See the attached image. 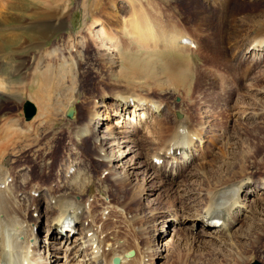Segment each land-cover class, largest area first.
<instances>
[{
  "label": "rangeland",
  "instance_id": "obj_1",
  "mask_svg": "<svg viewBox=\"0 0 264 264\" xmlns=\"http://www.w3.org/2000/svg\"><path fill=\"white\" fill-rule=\"evenodd\" d=\"M2 1L4 0H0V3ZM92 1L51 0V2H43L46 6L50 4L49 6L55 10L56 16L63 13L59 22L61 23L63 19L64 23L62 27L56 28L46 38L37 39L41 43L39 48L45 51L55 45L58 48L57 52L63 54L67 62L62 63L55 60L50 62L47 72L43 76H37L33 82L34 84L32 83L33 85L29 86L32 92L41 95L40 101H42H39L40 103L30 97L25 90L19 91L15 89L10 94H8L9 92H0V127L2 120L6 118L24 121L23 103L26 100L31 101L36 107L34 116L27 122H31L35 118L39 107L42 109V118L54 115V125L38 126L36 134L31 133L26 138L18 136V132L5 131L6 133L4 134L0 133V140L8 141L5 153L9 156L10 165L15 168V174H23L25 172L32 174L35 168L38 169L44 163L53 164V170L49 176L40 175L39 180L45 184L54 180L56 176L63 175L65 166L63 165V168L61 167L57 173L55 172V167L58 162L65 160V157L69 160L70 156H66L65 148L72 146L73 143L80 148L83 146V152H78L77 156H82L81 169L77 171L71 186L68 185V188L70 187L74 192H77L82 202L90 192L89 187L83 188L82 192H78L75 189L77 188L76 186L79 185L78 188H81L80 184L91 186L94 183L96 185L97 190L92 191L95 198L93 203L96 205L94 216L96 220L100 217L108 223L109 226L106 227L105 233L106 235L111 232L116 234L114 238H119L116 245L123 244V239L121 238L127 236L130 239V244H134V239L129 235L132 229L125 222L126 216L121 217L113 211L114 207L111 206L113 203L121 202L133 216L140 217L139 221L142 225L147 223L148 226L150 225V231L145 234L144 238L142 237L143 239L141 238L140 243L141 245L152 244L154 264L208 263L210 256L207 254L210 253L209 250H212L217 241L205 236L201 231H210L218 226H211L207 223L204 219L205 207L201 204L198 224L196 227L191 228L190 225L193 218L183 212L180 204L188 202L187 196H184V191L195 188L205 191L212 185L214 186L213 183L219 179L237 184L246 175L251 177L250 186H252L253 182H256L257 179L264 175V59L258 60L257 63L256 54L249 51V49L244 50L235 47L234 44L237 40H234L235 37L229 35L234 23L248 27L249 32L254 30V28H264V0H239L241 7H237L238 9L231 17L232 19L228 18L229 23L227 22L221 28L213 22L211 23L212 29L209 30L205 28V23L195 17L200 11L201 14H206L205 9L206 11L217 10V6L214 4H209L205 0H142L143 4L148 5L147 3H149L159 12L157 17L164 23L166 32L185 29L195 38H198V33L199 35L208 34L212 38L214 47L212 46V49H195L188 55H183L173 50L145 51L144 49H138L136 43L129 42L130 37L120 34L121 31H119L122 44L118 46L120 55L113 65L109 63L111 60L109 52L98 56L94 50L93 43L87 37L81 42L80 37L86 35L90 28L93 30L97 28L90 26L93 20L92 17L97 14L106 21L111 22L113 20L116 29L121 30L122 21L128 19L129 13L123 8L116 9V17L110 18L102 12L109 11L108 4L111 2L123 7V0H98L94 5ZM19 3L21 10L17 13L22 15V17H24V13L33 10L32 7L35 5L40 6L37 1L32 3L30 0H19ZM151 6L146 9L150 10ZM25 18L22 20H25ZM26 22L30 24L31 21ZM16 23L15 21L9 22L8 26L16 25ZM11 33H7L8 36L10 35L9 37L5 35L6 39H11ZM24 34L27 40L23 44L24 49H31L30 57H38L41 50L39 48L33 49L36 42L32 39L34 33L26 30ZM220 36L223 41L214 44L213 38L216 40ZM77 40L82 44H77ZM71 43L75 44V46L71 47ZM128 44L130 50L127 51L125 46ZM18 46L19 42L9 43L5 47V52L9 55L17 56L19 53H16L15 50ZM262 48L261 51H264V46ZM214 50L221 52V59L214 56L216 54ZM239 50L241 52L244 50V52L240 54L241 57L237 60L236 56H239ZM163 56L174 58L176 61L184 60V58L189 60V66L183 69L184 72L179 77L178 82L181 83L179 87L168 85L164 75L161 76V72L164 74V66H162ZM48 57H54V55L49 54L45 59H42L43 64L39 67L40 69H42L45 61L49 59ZM235 60L237 61L235 62ZM55 70H57V73L63 70L67 76L69 74L72 77H69L71 80H68V77H63L65 79L64 82H66L62 84V78L56 80ZM120 74H122V77ZM18 76L19 74H13V78H18ZM123 76L129 79L126 80ZM152 76H161L162 81L165 82L163 83L164 87L160 88L153 83L152 85L154 86H152L148 82L152 80ZM39 86H41V92ZM187 87L189 90L186 92ZM71 90L77 99L75 97L72 99L68 98ZM121 91L163 100L162 105L167 104L170 109H181V111L174 112L173 115L176 118H179L176 116V112H180L181 117L185 114L195 124L206 127L208 134L205 138L208 139V142L205 143V146L206 144L208 146L204 148L203 162L198 161L197 164V160L193 159L191 154L187 163L188 167L185 169L188 171L193 166L198 165L196 167L199 177L190 178V176L186 175V171L181 172L180 176L175 173L176 180H178L180 186L175 185L173 190L170 189L167 183H160L159 178L154 177L147 181L143 180L142 174L130 175V178L125 183L113 182L108 174L103 179L105 172L101 174L103 182L96 178L100 177L98 173L102 167H99L98 164L101 163V158L94 155L96 152L92 147V140L89 139V142L85 145H82L80 139L76 140V142L72 139L68 140L66 130L70 129L71 125L69 126L66 123V120H70L66 117V111L69 106L73 107L75 109L74 114H76L75 118L72 117L71 120L75 119L76 121L74 120V122L81 123L85 119L87 108L92 101L94 100L97 104L101 100L100 97H97L100 93L118 94ZM50 107H54L52 109L53 113L49 112L50 114H46ZM160 113L171 115L168 109L163 110V112L160 111ZM164 123L169 126L171 118H168ZM137 133L138 135L141 134L139 130ZM87 135L89 137L92 136L91 134ZM141 147L143 149L140 156L137 157L134 153H128L124 160L134 163L147 158L148 153L146 152L148 149L144 148V144ZM125 149L123 148L122 150ZM77 150L79 151V149ZM176 155H179V152ZM191 159L193 160L191 161ZM86 163L90 164V167H87L88 164ZM131 167H134V164ZM134 170V168H129L126 172L129 173ZM31 179L32 176L30 175L27 181L30 182ZM96 181L100 183H96ZM245 183L247 184V182ZM63 185L64 183H60L59 188L62 189ZM180 188H182V191ZM153 189H155L153 194L148 198L152 199V201H150V204L148 202L146 206L147 202L144 199ZM23 191L18 192L17 200H19L18 202L21 201L23 205H28V201L22 200ZM131 195L135 196V200L129 202ZM35 196H38V193H35ZM103 202L110 203L106 207L105 204H102ZM109 209L113 210L108 214ZM136 209L137 211H135ZM248 209V207L238 209L239 216L232 228L233 236L229 240L231 256L233 260H236V264H249L254 260L264 264V222L251 226L253 224H250V222H253V219L250 220L248 218V215L250 216ZM115 210L119 211L118 208H115ZM144 210L145 212L146 210L159 212L155 213L158 215L161 213L167 214V211L170 216L166 217L165 222H163L165 220L163 218H159L156 221L155 216L141 218V215L145 213ZM41 211L40 230L43 232L46 227L50 226V230L56 233L58 237H64L60 231L53 227L55 219L51 220L46 216L48 214L46 204L42 205ZM129 216L130 214H128V218ZM207 220L210 219L207 218ZM79 223H81V219ZM111 224H116L117 228H110ZM75 227L74 230L65 234L69 237L77 236L79 231L75 230ZM209 231L208 233H210ZM154 239H157V241L155 242ZM195 240H199L200 244L206 246L209 252L203 255L202 250L196 248L198 242H195ZM50 246L52 247V245ZM56 246H53V248L57 249V254H62L65 247L63 245ZM130 249L132 248L127 250ZM216 255L218 259H224L225 257L223 253L219 252ZM58 264H71V262L67 263L62 258Z\"/></svg>",
  "mask_w": 264,
  "mask_h": 264
},
{
  "label": "bare ground",
  "instance_id": "obj_2",
  "mask_svg": "<svg viewBox=\"0 0 264 264\" xmlns=\"http://www.w3.org/2000/svg\"><path fill=\"white\" fill-rule=\"evenodd\" d=\"M30 1L32 3L37 1L40 6L35 5L32 7L33 10L24 13L25 20H22L24 17L17 13L21 10L19 0H4L0 3V92H9L8 94H10L15 89L19 91L25 90L30 97H33L40 103L42 101H40L41 95L32 92L29 86L34 84L33 82L37 76H43L47 72L50 62L54 60L62 63L67 61L63 54L57 52L58 48L55 45L48 50L42 51L39 48L41 43L37 39L46 38L56 28L62 27L64 20L62 19L60 23L59 20L63 13L56 16L57 14L49 6L50 4L46 6L43 3L51 2V0L43 2L41 0ZM97 1L93 0L92 4L94 5ZM205 1L217 6V10L206 11L205 9L206 14H201V11L196 14L195 18L205 23L207 30L212 29L211 23L213 22L221 28L224 27V24L236 13L237 7H241V3L238 2L239 0ZM147 4H143L142 0H123V7L115 2L109 3V11L102 12L104 15L115 18L116 9L120 8L125 9L129 13L128 19L122 21L121 30L116 29L113 20L111 22L106 21L97 14L95 17H92V24H90L91 27L97 28L94 30L90 28L86 35L80 37L81 42L87 37L93 43L94 50L98 56L109 52V56L111 57L109 63L111 65L118 60L120 55L118 46L122 43L119 31H121L120 34L130 37L129 42L136 43L138 49H144L145 51L173 50L183 55H188L195 49H212V46L214 47L212 38L208 34L199 35L198 33V38H195L188 31H185V29L166 32L164 23L157 17L159 12L156 11L154 6H151L149 3ZM148 6H151L150 10L146 9ZM13 21L17 22L16 25L8 26V23ZM26 21L31 22L28 24ZM26 30L34 33L32 39L36 42L33 49L39 48L41 50L38 57H30L31 49H24L23 47V44L27 42L24 34ZM9 32H12V37L8 40L6 38L10 36L7 35ZM229 35L235 37L234 40H237L234 44L235 47L244 50L249 49V51L254 52L257 63L258 60L264 59V51H261L264 46V28H254V30L249 32L248 27L246 28L244 25L234 23ZM214 41V44H217L222 42L223 38L221 36L216 40L213 38ZM14 42H19V46L15 50L16 53H19L17 56L9 55L5 52V47L9 43ZM81 42L77 40V44ZM73 45L75 46V44H70L71 47ZM125 50H130L129 44L125 46ZM244 50L242 52L241 50L238 51L239 56H236L237 60L240 59V54ZM214 52L216 53L214 56L221 59V52L219 50H214ZM49 54L54 55V57H48L49 59L45 61L42 69H40L39 67L43 64L41 60L45 59ZM162 66H164V74L161 72V76L164 75V79L168 81V85L179 87L181 85L178 82L179 77L184 72L183 69L189 66V60L184 58V60L176 61L174 58L164 57ZM233 69L235 70L234 67ZM56 71H54L56 80L62 78V84L66 82H64L65 77H68V80L71 77L69 74L67 76L63 70L59 71V73ZM13 74H19L18 78H13ZM52 75L54 76V74ZM120 75L122 77V74ZM161 76H152V80L148 82L151 85L153 83L162 88L165 82L162 81ZM123 77L126 78V76ZM128 79L126 78V80ZM188 90L187 87L186 92ZM74 95L71 90L68 98L72 99L75 97ZM97 97H100L101 100L97 104L94 100L92 101L87 108L83 122L76 123L74 122L75 119L71 120L72 117L75 118L76 114H74L75 109L73 107L72 116H66L67 119H70L66 120V123L69 126L71 125V128L66 130L68 140L72 139L76 142V140L80 139L82 145L87 144L89 139L92 140V147L96 152L94 155L101 158V163L98 164L99 167H102L98 173L100 177L96 178L102 180L101 174L105 172L103 179L108 174L113 182L125 183L130 178V175L142 174L143 180L147 181L156 177L160 179V183H167L170 189L173 190L175 185L180 186L175 175L180 176L181 172L186 171L185 169L188 167L187 163L191 154L193 159L197 160V164L198 161L203 162L204 148L208 146L207 144L205 146V143L208 142V139L205 138L208 131H206L205 126L192 122L185 114L182 117L180 116L181 118H176L173 115L174 112L181 111V109H170L167 104L162 105L163 100L128 91H121L118 94L100 93ZM53 108H48L49 111L46 114L53 113ZM165 109H168L171 115L160 113V111L163 112ZM41 112L42 109L39 107L38 114L31 122L27 121H30L34 115L29 120L24 118V121L14 118L2 120L0 133L18 132V136L26 138L31 133L36 134L38 126L54 125V115L42 118ZM168 118H171L169 126L164 123ZM138 130L141 132L140 135L137 133ZM87 134H91L92 136L89 137ZM7 142L0 140V264H58L62 258L67 263L71 262V264H112L114 256L119 258V264H154L152 244L141 245L140 243L145 234L150 231L148 223L142 225L139 221L140 217L133 216L121 202L111 204L114 210L109 209L108 214L113 210L121 217L126 216L125 222L132 229L129 235L134 239V244H130V239L127 236L121 238L123 239V244L116 245L119 239L114 238L116 234L111 232L106 235L105 233L106 227L109 226L108 223L100 217L96 220L94 216L96 205L93 203L95 198L92 191L97 190L96 185L94 183L91 186L80 184L81 188H78L79 185L76 186L77 188L75 189L78 192H82L83 188L89 187L90 192L82 202L80 201L79 194L70 189V187L68 188V185L71 186V182L76 176L77 171L81 169L82 156H77L83 152V146L80 148L73 143L72 146L66 147V156H70L69 160L65 157V160L58 162L55 167V172L57 173L64 165L63 175L56 176L54 180L44 184L39 180L40 175L49 176L53 170V164L44 163L38 169L35 168L32 174L29 172L15 174L16 170L10 165L9 156L5 153ZM142 144H144V148L148 149L147 152L145 149V152L148 153L147 158L134 163L124 160L128 153H134L137 157L140 156L143 149L141 147ZM123 148L126 149L122 150ZM178 152L179 155H176ZM102 154L104 155L102 156ZM200 162L199 164H201ZM133 164L134 167H131ZM196 166L186 171V175L190 176V178L199 177ZM87 167H90V164ZM129 168H134L135 170L128 173L126 170H129ZM30 175L32 179L28 182L27 178ZM229 181L231 180L229 179ZM250 181L252 179L249 175L243 176L237 184L233 181L231 183L219 179L213 183L214 186L212 185V187L207 188L205 191L202 189L197 190L196 188L184 191V196H187L188 202H183V204H180V207L185 214L193 218L190 227H196L198 224L199 207L201 204L205 207L204 219L207 223L211 226H218L210 231L208 230L210 233L205 230V232L201 231L205 236L217 241L212 250H209V254H207L209 252L207 251V247L200 244L199 240H195V242H198L196 248L202 250L203 255L207 254L210 256H207L210 258L208 263L200 262V264H236V260H233L231 256L229 240L233 236L232 228L239 216L238 209H242L243 207L249 208L250 216L248 215V218L250 220L253 219V222H250V224H253L251 226L264 222V217H262L264 216V175L257 179L256 182H253L252 186H250ZM60 183H64L62 189L59 188ZM96 183L100 182L96 181ZM23 189L25 190L23 191ZM154 190L149 192L148 196L144 199L147 202L146 206L148 202L150 204V201H152V199L148 198L153 194ZM19 191H23L22 195L24 196L22 200L28 201V205H23L21 201L18 202L17 196ZM35 193H38V196H35ZM252 197L253 199L250 200ZM132 200H135L134 195H131L129 202H132ZM109 203L103 202L102 204L108 207ZM43 204H46L48 208L46 216L51 220L55 219L53 227L57 231H60L64 237H58L56 233L50 230V226L46 227L43 232L40 230L41 224H39V220L42 216L41 207ZM115 208H118L119 211H116ZM103 210L105 211L104 208ZM155 213L159 212L146 210L141 215V218L155 216L156 221L159 218H163L165 219L163 222H165L166 217L170 216V213L167 211V214L161 213L158 215ZM128 214H130L129 218ZM207 218L210 220H207ZM80 219L81 223L78 224ZM74 227L75 230L79 231L77 236H67L65 233L74 230ZM110 228L116 229L117 225L111 224ZM154 240L155 242L157 241V239ZM56 245H63L65 247L62 254H57L56 248L58 247ZM53 246H56V248H53ZM129 248H132L134 251L132 255H127L129 251L127 249ZM218 252L225 255L224 259L216 257Z\"/></svg>",
  "mask_w": 264,
  "mask_h": 264
},
{
  "label": "water",
  "instance_id": "obj_3",
  "mask_svg": "<svg viewBox=\"0 0 264 264\" xmlns=\"http://www.w3.org/2000/svg\"><path fill=\"white\" fill-rule=\"evenodd\" d=\"M23 110H24V118L26 120H29L36 112V108H35L34 104L31 101H29V100H26L23 103ZM72 113H73V108L69 107L67 112H66V116L71 117ZM176 116L179 117L180 113L176 112ZM133 252H134L133 250H130L128 252V254L131 255V254H133ZM112 261L113 262L118 261V257H113ZM249 264H262V263L259 262L258 260H254V261H252Z\"/></svg>",
  "mask_w": 264,
  "mask_h": 264
}]
</instances>
